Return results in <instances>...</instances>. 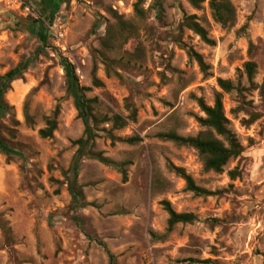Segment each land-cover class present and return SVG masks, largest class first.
I'll list each match as a JSON object with an SVG mask.
<instances>
[{"label":"rangeland","instance_id":"obj_1","mask_svg":"<svg viewBox=\"0 0 264 264\" xmlns=\"http://www.w3.org/2000/svg\"><path fill=\"white\" fill-rule=\"evenodd\" d=\"M230 1L237 16L232 28L214 22L209 0L200 9L188 0H144L141 19L136 0H0V76L30 61L6 95L10 109L1 121L3 137L22 156L0 153V264H110L102 245L116 264H264V0ZM45 3L50 9L40 17ZM116 16L135 29L109 54L121 79L106 74L97 53ZM188 16L197 17L214 46L183 26ZM33 20L48 33L46 47L26 28ZM138 50L140 58L127 63ZM189 50L203 57L205 73ZM248 62L256 65L252 82ZM66 63L103 113L126 117V103L137 109L136 122L114 135L141 139L137 145L96 139L94 151L129 162L127 181L85 157L77 181L85 206H76L68 191L74 142L84 125L66 90ZM94 76L103 87L93 86ZM218 79L237 88L224 94L223 104L243 147L222 173L206 172L193 148L158 138L169 131L197 136L203 130L197 118L204 115L194 97L212 106L221 93ZM57 108L58 128L42 139L44 119ZM170 165L214 195L187 191ZM164 201L197 220L169 229Z\"/></svg>","mask_w":264,"mask_h":264},{"label":"trees","instance_id":"obj_2","mask_svg":"<svg viewBox=\"0 0 264 264\" xmlns=\"http://www.w3.org/2000/svg\"><path fill=\"white\" fill-rule=\"evenodd\" d=\"M195 9H200L205 0H188ZM144 0H136L134 6L135 16L139 19L143 18L145 11L141 5ZM43 6L44 17L50 9V3H45ZM160 5V4H159ZM159 5H157L159 7ZM208 7L211 11L212 18L215 23L221 25L223 28H232L236 24V10L230 0H209ZM47 17V16H46ZM117 18V23L109 25L106 30L105 36L101 39V49L97 52L99 60L105 68V72L108 76H116L122 78L121 74L115 69L114 65L116 61L109 58V54L113 53L119 45L126 43L130 37L133 36L135 29L128 23L123 22L120 18ZM40 20L29 21L26 24V28L32 34H35L41 44L44 47L47 46L48 33L43 29H36L40 24ZM183 26L192 31L195 35L206 43V45L214 46L215 42L210 39L208 31L198 21L196 16L184 17ZM188 54L193 58L200 70L205 73L207 66L204 63L203 57L193 50H189ZM141 51H136V54L131 55L127 63L135 61L140 58ZM123 59V58H122ZM121 59V60H122ZM30 61L20 63L15 69H12L0 76V153L6 156L8 159L12 157H21V153H18L3 137V127L1 124L2 119L8 114L10 106L6 101L7 93L12 89V84L22 79L23 74ZM245 73L248 80L252 82L256 73V65L252 62H248L244 65ZM66 76L67 93L72 97L74 107L77 111L78 118L84 125V132L81 138L74 142L77 146V150L72 158L69 170H68V191L75 202L76 206H85L83 191L78 186L79 169L82 160L85 157H91L104 166L110 167L116 170L122 175V180L125 183L127 181L126 167L129 162L118 163L104 156L102 152L94 151L96 147V139L106 136L114 145L116 142H124L130 145H137L141 142L139 137H132L126 140L120 139L114 135V132L125 129L130 123H135L137 120V109L126 103L125 110L128 115L124 117L121 114L112 113L111 115L103 113L102 103L98 98H88L86 93L91 89L82 87L79 83L74 67L70 63H66L64 66ZM96 73V69L94 70ZM93 86L96 88L103 87V83L94 76ZM221 93H217L212 106L207 105L203 99L194 97L197 102L200 111L203 113V117H198L197 122L203 129L195 137H182L175 131H169L167 133H161L158 135L163 141L172 142L180 147H190L197 151L198 156L203 163L204 170L206 172L222 173L227 164L238 158L243 153V147L239 142L236 134L229 127V120L226 117L223 97L224 94H231L237 88L234 84L228 80L218 79L216 81ZM264 95V84L260 88ZM59 108H57L50 117H45V128L39 130V136L42 139H49L53 137L54 132L58 128ZM27 120H31L28 109L26 106L25 115ZM255 118H251L250 122ZM170 170L176 174L179 178L184 180L186 184V190L192 192L199 197L213 196L214 194L202 187H199L195 180L186 173L182 168L170 165ZM231 180H235L238 177L237 168L228 173ZM160 179L154 177L153 186L158 188ZM164 210L168 214V227L174 228L178 224H192L197 220V217L192 213H177L168 201L162 202ZM108 253L110 264H116V257L102 245ZM203 263L208 264L209 261Z\"/></svg>","mask_w":264,"mask_h":264}]
</instances>
